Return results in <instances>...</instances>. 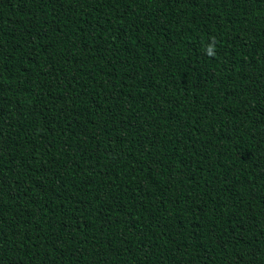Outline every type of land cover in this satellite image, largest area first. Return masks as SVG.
Instances as JSON below:
<instances>
[{"label":"trees","instance_id":"trees-1","mask_svg":"<svg viewBox=\"0 0 264 264\" xmlns=\"http://www.w3.org/2000/svg\"><path fill=\"white\" fill-rule=\"evenodd\" d=\"M0 264H264V0H0Z\"/></svg>","mask_w":264,"mask_h":264}]
</instances>
